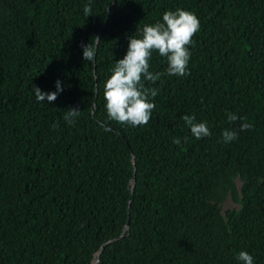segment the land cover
Returning <instances> with one entry per match:
<instances>
[{"label": "trees", "instance_id": "16d2710c", "mask_svg": "<svg viewBox=\"0 0 264 264\" xmlns=\"http://www.w3.org/2000/svg\"><path fill=\"white\" fill-rule=\"evenodd\" d=\"M177 9L200 22L190 74L143 81L158 89L147 125L109 120L104 85L129 37ZM97 36L89 64L82 45ZM149 63L166 73L157 52ZM57 80L56 101L37 102L32 86ZM185 115L211 136L194 138ZM225 129L238 138L222 142ZM236 172L223 237L207 201ZM241 251L264 264V1L0 0V264H242Z\"/></svg>", "mask_w": 264, "mask_h": 264}, {"label": "clouds", "instance_id": "9594fccd", "mask_svg": "<svg viewBox=\"0 0 264 264\" xmlns=\"http://www.w3.org/2000/svg\"><path fill=\"white\" fill-rule=\"evenodd\" d=\"M108 11V9H107ZM86 18L92 16V7L89 2L83 9ZM200 22L191 12L177 9L176 11H165L162 22L152 25H145L141 37L134 35L129 37V44L126 55L123 59L115 62L112 74L104 85L105 108L109 120L131 127L147 125L151 119L152 112L156 105L150 102L155 98L158 89L146 87L143 81H150L155 84L162 75L185 77L189 75L188 63L191 58L189 46L193 44V36L199 31ZM101 41L99 37H93L91 43L82 45L83 59L89 64L95 63V57ZM154 52L166 58V73H152L149 71L150 60ZM37 102L45 99L52 103L63 91L61 81L56 82L55 92H42L35 85L32 86ZM91 111L95 110L90 105ZM81 111L76 108L68 109L65 112L64 120L69 124H75V118L79 117ZM228 121L235 123L238 119L236 114L226 113ZM185 125L190 129L191 134L197 140L210 137L211 131L206 122L197 123L194 116H183ZM53 127H56L54 124ZM252 124L242 122L239 131L251 130ZM106 131L109 129H105ZM238 138L236 130L225 129L222 132V142L231 143ZM187 137H184L185 142ZM173 143L181 144L180 138H175ZM237 259L242 264H254V258L246 251H241Z\"/></svg>", "mask_w": 264, "mask_h": 264}, {"label": "rangeland", "instance_id": "374dc122", "mask_svg": "<svg viewBox=\"0 0 264 264\" xmlns=\"http://www.w3.org/2000/svg\"><path fill=\"white\" fill-rule=\"evenodd\" d=\"M264 0H260L263 3ZM229 183L226 184L227 187L220 188L217 190L220 193L221 200L214 201L211 198L208 199V206L215 204L216 217L213 222L214 228L218 231L221 236H225V216L230 212H237L241 207V196L242 189L244 186V179L240 172H236L228 177ZM95 253L93 255V259ZM92 259V260H93Z\"/></svg>", "mask_w": 264, "mask_h": 264}, {"label": "water", "instance_id": "95a60500", "mask_svg": "<svg viewBox=\"0 0 264 264\" xmlns=\"http://www.w3.org/2000/svg\"><path fill=\"white\" fill-rule=\"evenodd\" d=\"M133 180H134V179L132 178V180L130 181V185H131L130 191L132 190ZM125 229H127V228H125ZM96 262H97V254H95V257H94V259L92 260L91 264H95Z\"/></svg>", "mask_w": 264, "mask_h": 264}]
</instances>
